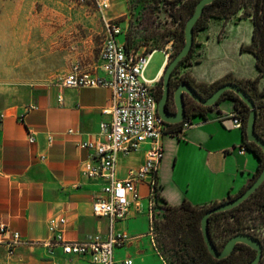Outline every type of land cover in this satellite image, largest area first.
Here are the masks:
<instances>
[{
  "label": "crops",
  "instance_id": "0c3cea01",
  "mask_svg": "<svg viewBox=\"0 0 264 264\" xmlns=\"http://www.w3.org/2000/svg\"><path fill=\"white\" fill-rule=\"evenodd\" d=\"M112 7L110 0L106 11ZM240 14L226 21L211 18L207 27L199 30L200 40L183 72L205 84L226 75L237 79L258 76L253 54L240 50L242 44L251 42L253 31L251 18H239ZM124 36L118 40L124 41ZM231 36L234 39L225 44ZM81 68L104 74L99 55L96 62ZM164 68L165 63L157 78ZM60 76L22 87L23 96L18 101L2 103L0 99V111L5 113L0 119V221L18 231L22 239L11 254L0 244V264H96L89 255H66L59 246L49 252L42 244L53 238L48 223L55 217L65 218L63 234L69 240L94 234L106 237L109 232L108 219L92 210L106 178L84 173L86 164H97V157L94 149L81 148L79 143L104 140L101 122L111 117L103 113L110 106L111 90L105 86H61ZM259 87H264V78H260ZM29 105L37 108L27 110ZM233 110L234 100L224 97L205 110L204 116H187L192 125L183 131L171 133L179 130L181 122L166 126L161 137L163 157L156 170L158 194L164 203L221 202L251 182L259 161L253 151H238L243 140L241 129L220 120ZM31 135L33 142L29 141ZM147 147L144 143L129 154H121L116 177L124 179L131 169L139 167ZM150 192L147 180L138 181L137 196L131 198L127 216L114 223V231L132 236L114 249V264H125L129 258L131 264H166L153 239ZM2 238L7 239L8 234L0 233Z\"/></svg>",
  "mask_w": 264,
  "mask_h": 264
},
{
  "label": "built area",
  "instance_id": "2783aa9c",
  "mask_svg": "<svg viewBox=\"0 0 264 264\" xmlns=\"http://www.w3.org/2000/svg\"><path fill=\"white\" fill-rule=\"evenodd\" d=\"M76 1L80 4H94L102 13L106 35L100 46L99 57L104 74L97 75L76 64L68 73L60 76L58 82L65 87L105 86L111 90L110 106L103 109V113L111 117L109 121L101 122L104 140H85L79 143L81 148L94 149L97 157V164H86L84 173L106 178L103 192L93 201L92 210L95 215L108 219L109 232L106 237L94 234L79 241L69 240L63 234L65 218L55 217L48 223V230L53 238L42 244L49 248V252H52V247L59 246L66 255H89V260L93 263L114 264V249L132 239V236L126 231H114L113 226L117 220L127 216L131 198L137 196L138 181L147 180L151 191L150 200L154 204L156 170L163 157L161 137L165 133L167 123L158 113L159 97L156 82L160 77L148 80L144 78L143 71L156 49L163 50L166 66L172 58L173 46L140 49L134 43L127 44L128 31L123 33L117 20L107 18L104 14L110 5V0ZM121 34L125 35L124 41L118 40ZM36 108V105H29L27 110ZM4 115L5 113L0 111V119ZM220 120L222 123L230 122L229 127L232 128L240 129L243 126L240 113L235 111L222 116ZM191 125V120L185 118L180 123L179 132ZM29 141H34L32 135L29 136ZM144 143L148 146L144 162L139 167L131 169L126 178H117L116 165L119 156L129 154ZM245 150V147L240 145L238 151L242 153ZM0 233L8 234L7 239H0V244H5L10 254L15 246L22 242L19 232L11 230L2 221H0ZM124 263L131 264L132 260L125 259Z\"/></svg>",
  "mask_w": 264,
  "mask_h": 264
},
{
  "label": "rangeland",
  "instance_id": "374dc122",
  "mask_svg": "<svg viewBox=\"0 0 264 264\" xmlns=\"http://www.w3.org/2000/svg\"><path fill=\"white\" fill-rule=\"evenodd\" d=\"M111 2L113 7L104 11L105 16L116 19L121 31H128L130 42L140 49L172 45L175 55V50L182 46L178 34L186 14L182 12L178 23L170 16L169 8L172 12L175 9L171 3L164 0ZM198 34L199 31L194 33L193 51L200 40ZM232 37L225 39V44H230ZM103 38L102 13L94 4H80L76 0H0L1 102L18 101L23 96L22 87L50 82L73 65L93 64ZM164 61L163 50H154L143 71L144 78L156 79ZM188 61L186 58L179 64L172 75L183 73V65ZM210 89L211 86L201 88L205 93ZM152 211L153 239L161 254L154 226L159 211L154 208ZM253 222L256 234L264 240L260 220ZM161 256L166 264H175L172 256Z\"/></svg>",
  "mask_w": 264,
  "mask_h": 264
},
{
  "label": "trees",
  "instance_id": "16d2710c",
  "mask_svg": "<svg viewBox=\"0 0 264 264\" xmlns=\"http://www.w3.org/2000/svg\"><path fill=\"white\" fill-rule=\"evenodd\" d=\"M164 1L175 6L173 12L172 8H169V13L178 23L182 20V12L186 14L181 23L180 34H178L184 43L185 22L192 14L197 0ZM238 12H241L239 18L250 17L253 23L251 42L249 44H242L240 50L248 51L253 54L255 57V66L259 72L258 76L254 79H237L230 78V75H226L212 84L200 83V94L206 96L224 82L237 83L246 90L255 103L257 111L255 132L264 139V87H259L260 78H264V0H213L211 3L205 5L202 15L194 25V33L207 27L208 19L218 18L226 21ZM126 42L127 44H131L129 34L126 36ZM181 47L175 50V54ZM152 48L161 47L155 46ZM192 51L193 46L188 56L184 57L179 64L188 58ZM160 83L161 78L156 82L158 97H160L162 92L159 86ZM210 86L211 89L207 93L201 90V88ZM224 97H230L234 100L233 111L240 113L242 117L243 126L240 129L242 131L243 140L241 145H243L246 150L253 151L259 161L252 178L254 179L264 166V153L258 145L247 139L245 128L249 108L233 91H225L218 102ZM209 108L211 107L202 106L196 114L204 116L205 110ZM167 125L170 126L169 124ZM178 131V128H176L171 130V133L177 134ZM245 188L246 186L238 193ZM158 189L159 187L157 184L154 186L153 208L159 211V218L154 221V226L156 229L155 239L163 256H172L175 264H246L255 256L256 251L252 247L245 243H237L228 256L224 258L213 257L209 253L203 239L201 217L209 207L219 202H212L208 205H193L184 200L178 205H170L161 200ZM231 197L233 196H228L227 198ZM257 219L260 220L259 224L264 227V181L239 205L211 214L208 222L209 233L217 248L221 249L228 238L234 234H254L255 227L253 221ZM259 238L263 243L262 255L257 264H264V240L260 236ZM167 251L168 255H166Z\"/></svg>",
  "mask_w": 264,
  "mask_h": 264
},
{
  "label": "water",
  "instance_id": "95a60500",
  "mask_svg": "<svg viewBox=\"0 0 264 264\" xmlns=\"http://www.w3.org/2000/svg\"><path fill=\"white\" fill-rule=\"evenodd\" d=\"M212 1L213 0H197L192 14L185 22L184 43L177 53L166 64L161 75L162 92L158 100V113L164 122L169 125L179 123L187 117L184 110L183 91L189 93L191 97L198 103L208 107L215 106L225 91H233L243 102L246 103L249 108V114L245 128L247 139L258 145L264 153V139L255 132V120L257 116L255 103L246 90L235 82H224L217 86L207 96H202L189 83L182 82L174 90L176 111L169 112L167 110L166 103L169 96L171 75L174 69L179 65L180 61L189 54L194 42V25L202 15L205 5L211 3ZM263 181L264 166L260 173L254 179H252V181L243 191L231 198H226L212 207H209L203 213L201 217V231L207 249L213 257L224 258L232 252L237 243H245L256 250V255L246 264H257L259 262L262 255V246L260 240L257 237L249 233H237L228 238L223 247L218 249L209 233L208 222L209 216L211 214L239 205L241 202L247 199L261 185Z\"/></svg>",
  "mask_w": 264,
  "mask_h": 264
},
{
  "label": "flooded vegetation",
  "instance_id": "af4514ba",
  "mask_svg": "<svg viewBox=\"0 0 264 264\" xmlns=\"http://www.w3.org/2000/svg\"><path fill=\"white\" fill-rule=\"evenodd\" d=\"M192 52L190 53L189 57L191 56ZM185 73L183 72V73H180L179 75H171L169 96H168V100L166 103L167 110L169 112H175L176 111V104H175V99H174V90L180 83H182V82L189 83L193 88H195V90L197 92L200 93V88H199L200 83L195 81L193 77L186 76ZM159 86L161 87V90H162V79H161V83L159 84ZM183 101H184V110H185L186 116L196 114L201 109V107L203 106L202 104H200L196 100H194L191 97V95L185 91H183ZM177 124L178 123L171 124L170 126L177 125ZM260 230L261 229H258V231H260ZM254 231H255V229H254ZM255 234H256V232L254 234H251V235L257 237L260 240V243L262 246L263 241L258 237V235H255Z\"/></svg>",
  "mask_w": 264,
  "mask_h": 264
}]
</instances>
